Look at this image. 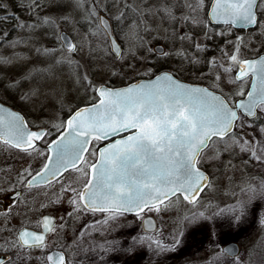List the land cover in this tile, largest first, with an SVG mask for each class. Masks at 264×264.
I'll list each match as a JSON object with an SVG mask.
<instances>
[{"label": "snow or ice", "instance_id": "1", "mask_svg": "<svg viewBox=\"0 0 264 264\" xmlns=\"http://www.w3.org/2000/svg\"><path fill=\"white\" fill-rule=\"evenodd\" d=\"M0 149V264H264V0H0Z\"/></svg>", "mask_w": 264, "mask_h": 264}, {"label": "rangeland", "instance_id": "2", "mask_svg": "<svg viewBox=\"0 0 264 264\" xmlns=\"http://www.w3.org/2000/svg\"><path fill=\"white\" fill-rule=\"evenodd\" d=\"M154 43H159V44H163V43H165V41L163 40V38L161 37V38H159L157 41H154ZM11 156V157H10ZM7 157H10V158H7ZM0 159L1 160H3V161H10V162H12V163H19V157L18 156H16L15 158L12 156V155H10L6 150H3V149H1L0 150ZM261 232V226L259 225V223L258 222H253V223H251L250 225H249V228H248V231H247V233H246V235L245 236H243V237H241V239H240V241H239V243L240 244H244V243H246L247 242V240H254V239H258L259 238V233ZM253 233V237H252V234ZM197 243H194L193 245H192V249H191V251L190 252H188V254L189 253H192V251H194V250H197V248L200 246L199 245V237H197ZM203 242H205L204 243V245L206 246V244H207V241H203Z\"/></svg>", "mask_w": 264, "mask_h": 264}, {"label": "flooded vegetation", "instance_id": "3", "mask_svg": "<svg viewBox=\"0 0 264 264\" xmlns=\"http://www.w3.org/2000/svg\"><path fill=\"white\" fill-rule=\"evenodd\" d=\"M0 150H1V149H0ZM10 157H11V156H10ZM10 157H7V158H10ZM7 163H12V162H10V161H3V160L0 159V167L5 166ZM5 203H7V201H5ZM251 235H252V237H253V233H252ZM203 243H205V242H203ZM193 254H194V256H195L196 258L205 257V256L207 255L206 247H201V246H199V247L197 248V250L192 251V253H189L188 255H189V256H192Z\"/></svg>", "mask_w": 264, "mask_h": 264}, {"label": "water", "instance_id": "4", "mask_svg": "<svg viewBox=\"0 0 264 264\" xmlns=\"http://www.w3.org/2000/svg\"><path fill=\"white\" fill-rule=\"evenodd\" d=\"M157 45H162V44L157 43Z\"/></svg>", "mask_w": 264, "mask_h": 264}]
</instances>
